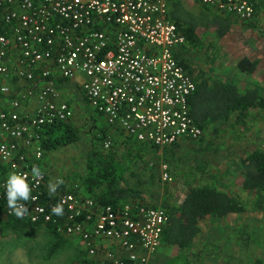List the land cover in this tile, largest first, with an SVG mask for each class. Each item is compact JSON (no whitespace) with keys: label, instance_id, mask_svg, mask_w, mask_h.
<instances>
[{"label":"built area","instance_id":"2783aa9c","mask_svg":"<svg viewBox=\"0 0 264 264\" xmlns=\"http://www.w3.org/2000/svg\"><path fill=\"white\" fill-rule=\"evenodd\" d=\"M196 1L242 22L256 16L252 0ZM169 11V0H0V221L52 224L79 244L76 264H151L170 219L164 207L104 204L45 169L37 183L31 169L45 154L44 128L74 115L60 80L77 83L103 118L105 148L113 133L159 148L203 136L190 114L197 82L177 56L188 40ZM11 171L28 174L32 188L22 219L7 206ZM57 178L64 183L50 196L48 182ZM161 179L173 180L168 164ZM57 203L62 216L51 212Z\"/></svg>","mask_w":264,"mask_h":264},{"label":"crops","instance_id":"0c3cea01","mask_svg":"<svg viewBox=\"0 0 264 264\" xmlns=\"http://www.w3.org/2000/svg\"><path fill=\"white\" fill-rule=\"evenodd\" d=\"M252 1L256 6V16L249 22H242L236 17L219 14L196 0H182L184 13L198 15L203 10H208L211 14L227 18L232 22L230 31L223 37H219L216 31L212 30L214 38L209 37L211 40H202L199 44L188 40L185 45L179 47L177 56L196 82L202 79L221 80L236 84L241 91L257 89L264 94V0ZM170 13H172L171 4L169 15ZM182 28L184 30L185 26ZM207 33V31L200 30V35ZM204 42L206 44L203 45ZM194 50L196 54L193 55ZM200 52L206 53V56L200 57ZM209 52L210 55H208ZM245 57L257 63L254 73L243 72L239 69L237 64ZM70 84V82L60 80L59 86L61 88ZM73 84L75 82L71 85ZM66 99L69 100L74 110V103L70 101L69 97ZM83 100L87 102L84 97ZM5 106L6 101L0 100V110ZM96 115L94 120H99L101 126L106 127L103 118L98 114ZM207 130H209L207 138L205 139L203 134L202 139L195 143L183 138L178 141L175 148L170 146L156 148L161 156L156 154L155 157L147 150L144 152V157H147L148 160H159V158L164 160V152L168 153L169 151L172 153L170 157L179 156L186 151L195 150L194 152H196L193 156L196 162L195 167L189 163L191 168L195 169H191V171L188 167L187 171L184 168L188 161L183 165L182 171L187 174L184 178L185 186H182L184 188H180L182 191L178 192L181 199L169 201L165 206L181 203L190 187L202 184L215 186L233 195L238 192L241 197L243 196L241 191H244L254 196V200L248 201V199L241 198L246 208L244 212L231 213L224 217L210 214L203 218L199 223L198 234L186 249L165 242L163 234L161 246L151 256V264H255L256 257H261L262 261L264 260V211L255 209V193L242 188L239 166L241 158L247 153L262 149L257 147L259 140L257 142L256 139L264 134V110L251 108L247 111V115L242 116V118H238L237 113L233 114L229 120L209 124ZM112 138L118 142L122 141V159H126L130 153L132 154L131 157L136 155V149L139 145L135 143L133 138L128 137L123 132L113 133ZM158 151L156 150L155 153ZM39 162L41 163L40 168L44 169L42 161ZM149 166L150 163L148 162ZM174 168L172 173L178 180L180 179V172L175 165ZM139 173L144 176L150 174V172L142 170H139ZM162 190L163 188H160L158 194ZM152 202L156 201L153 200ZM7 220L9 219L1 218L0 226L3 227V222ZM256 221H259L257 228L255 226ZM65 239L66 242L75 243L73 240ZM76 250L75 264L81 258L80 249L77 247Z\"/></svg>","mask_w":264,"mask_h":264},{"label":"trees","instance_id":"16d2710c","mask_svg":"<svg viewBox=\"0 0 264 264\" xmlns=\"http://www.w3.org/2000/svg\"><path fill=\"white\" fill-rule=\"evenodd\" d=\"M169 3L172 7L170 18L179 26H185L184 33L187 40L192 43L199 44L204 39L203 35H200V30H213L219 37H223L232 27L229 19L211 14L208 10H203L198 15L184 13L182 0H169ZM237 65L241 71L247 73H254L257 68V63L246 57ZM189 104L193 120L204 133L209 124L229 120L233 114L237 113L238 118H242L251 108L264 110V94L257 89L241 91L232 82L202 79L197 82V88L189 98ZM71 120L55 122L44 128L42 145L46 152L79 142L80 132ZM107 133L106 127L99 126V132L93 134V137H96L95 141L100 145L93 146L86 154L87 173L82 177L81 192L84 195L98 197L104 204L118 205L130 200L150 203L151 198H154L165 185L154 173L142 175L132 163L137 158H144V152L149 145L136 141L135 143L139 145L137 149L135 148L137 157L136 155L131 157L130 153L126 159H122L119 152L121 147L115 145L118 141L110 148L103 146ZM119 142L122 146V141ZM177 143L170 147H177ZM150 146L153 149L158 148ZM35 165L40 167L41 163L37 161ZM239 166L242 188L255 193L254 207L256 210L264 211V149L247 153L241 158ZM164 208L170 218L164 230L165 242L182 249L191 245L199 232L200 221L206 216L213 214L224 217L231 213L246 211L239 197L208 184L190 187L181 203ZM3 223L4 229L19 236L30 227L41 226L14 218ZM47 229L54 237L51 252L55 253L67 240L56 232L52 224L47 225Z\"/></svg>","mask_w":264,"mask_h":264},{"label":"rangeland","instance_id":"374dc122","mask_svg":"<svg viewBox=\"0 0 264 264\" xmlns=\"http://www.w3.org/2000/svg\"><path fill=\"white\" fill-rule=\"evenodd\" d=\"M207 32L209 34H203V41L209 39V37L214 38L213 31ZM204 44L206 43L204 42L203 45ZM203 51L206 52V50ZM193 52V55L196 54L195 50ZM204 52H200L199 56H206V53ZM208 55H210V52L208 53ZM71 84L69 86L61 87L60 91L62 92L64 98L69 97L70 101L75 104H73L74 115L71 122L78 128L81 138L77 143L67 145L49 152L45 151L42 163L43 168L50 174L62 175L68 182L81 183L82 177L85 176L87 172L86 154L93 146L100 145L98 141H95L96 137H93V134L99 132V126H101V124L99 120L97 122L94 121L97 115L94 111H92L93 109L90 104L84 102L83 95L80 92V87L78 86V84ZM0 100H5V97L0 96ZM208 132L209 130H206L204 132L205 139L207 138ZM202 137L198 139H186L190 140L192 143H195L198 140H201ZM256 141L258 142L257 147L264 149V134L262 136H258ZM115 145H117V147H121L119 149V152L122 154V146L120 142H117ZM156 150L158 151V149L156 148L152 149L150 145L147 149V151L155 155V157L157 156L156 154L161 156L159 151L158 153H155ZM194 151L195 150H193L192 152L186 151L179 156H172L173 158L170 157L172 153L169 151L168 153L164 152V160H161L160 158L159 160H148L147 157H144L138 158L134 162H132L134 163V167L136 169L150 173L154 172V174L159 178L161 177L162 164H168L169 166V170L173 176V180L170 182H164L162 179H160L165 186L159 194L157 193L158 195L156 194L157 197L154 196V198H151L150 204L155 206L161 205L162 207H165V204L169 203V201H177L181 199L180 193L178 194V192L182 191V189L180 190V188H184L182 186H185L184 178H186L185 175L187 174H184L182 171L184 167L183 165L186 161H188V163L185 164L184 168H186L187 171L188 167H190V170L195 169L193 167L191 168V166L189 165L190 163L195 167L196 162L193 156H195L196 152ZM148 162L150 163L149 167L147 164ZM174 165L176 166V169L178 168V172H180V179L178 180L172 173L173 170H175ZM241 193H243L242 197L238 192H236L234 195L239 197L240 199H248V201L252 199L254 200V196L250 195L249 193L244 191H241ZM153 200H155L156 202L153 203ZM257 222L259 221H256V228L258 224ZM71 242H66L55 253H52L51 247L54 243V237L49 232L47 227L43 225L30 227L25 231V233L19 236L18 234L12 233L0 226V264H75V256L77 254L76 248L78 247L79 249L80 246L76 241L74 242L77 246L74 245L75 243ZM79 255H82L81 251ZM255 264H264V260L262 261L261 257H256Z\"/></svg>","mask_w":264,"mask_h":264},{"label":"clouds","instance_id":"9594fccd","mask_svg":"<svg viewBox=\"0 0 264 264\" xmlns=\"http://www.w3.org/2000/svg\"><path fill=\"white\" fill-rule=\"evenodd\" d=\"M43 175L44 173L38 165L32 166L31 176L34 181H37L38 183ZM63 183L64 181L60 178H57L55 181L50 180L48 182L49 195L54 196L59 186ZM5 189L7 206L10 209L11 214L22 219L28 212L25 202L32 199V188L28 182V174L19 173L17 171L9 172L5 181ZM51 212L57 216H62L64 212L63 204L57 203L53 205Z\"/></svg>","mask_w":264,"mask_h":264}]
</instances>
